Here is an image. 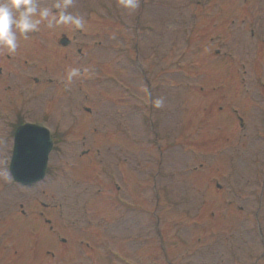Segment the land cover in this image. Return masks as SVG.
I'll return each mask as SVG.
<instances>
[{
    "label": "rangeland",
    "instance_id": "rangeland-1",
    "mask_svg": "<svg viewBox=\"0 0 264 264\" xmlns=\"http://www.w3.org/2000/svg\"><path fill=\"white\" fill-rule=\"evenodd\" d=\"M71 5L68 47L1 48L0 264H264V0ZM13 107L54 141L31 186Z\"/></svg>",
    "mask_w": 264,
    "mask_h": 264
},
{
    "label": "clouds",
    "instance_id": "clouds-1",
    "mask_svg": "<svg viewBox=\"0 0 264 264\" xmlns=\"http://www.w3.org/2000/svg\"><path fill=\"white\" fill-rule=\"evenodd\" d=\"M73 3V0H63V3H54L52 7L60 10L57 15L52 8L41 6L38 0H0V47L6 48L9 54H14L18 47L17 33L26 34L29 31L37 30L43 21H48L51 27L53 22L60 24H73L76 28H83V21L79 16L67 13L66 9ZM125 8L137 7V0H120ZM78 75L77 69L69 73V80L72 76ZM162 100H156L157 107L161 106Z\"/></svg>",
    "mask_w": 264,
    "mask_h": 264
},
{
    "label": "water",
    "instance_id": "water-1",
    "mask_svg": "<svg viewBox=\"0 0 264 264\" xmlns=\"http://www.w3.org/2000/svg\"><path fill=\"white\" fill-rule=\"evenodd\" d=\"M61 44L69 40L63 38ZM53 140L48 128L32 123L20 126L14 138V149L10 162V173L16 182L35 184L46 175Z\"/></svg>",
    "mask_w": 264,
    "mask_h": 264
},
{
    "label": "flooded vegetation",
    "instance_id": "flooded-vegetation-1",
    "mask_svg": "<svg viewBox=\"0 0 264 264\" xmlns=\"http://www.w3.org/2000/svg\"><path fill=\"white\" fill-rule=\"evenodd\" d=\"M43 6H47L46 4H44ZM42 6V7H43ZM59 11L60 10H58V9H55V8H52V12L54 13V14H56L57 15V18H58V14H59ZM66 11H67V13H70V14H72L73 16H74V11H73V7H72V5H70L67 9H66ZM41 26H44V27H49L48 26V21H43V22H41V24L38 26V27H41ZM51 27H57V28H62L61 29V31H59V33H58V35H57V40L60 42V40L62 39V38H67V39H69V38H71L72 40H75V38H74V36H73V31H74V28H75V25H73V24H71V23H69V24H63V23H60V24H57V23H55V22H53V24H52V26ZM60 30V29H59ZM72 40H70L69 39V44L67 45V46H64V47H68L69 45H70V43L72 42ZM18 44H19V40H18ZM3 49V47H0V54H1V56H3V57H7L8 58V56H9V54H7V53H3L2 54V52H4V50H2ZM16 50H18V51H20V47L18 46L17 47V49ZM6 52V51H5ZM78 52L82 55V57L84 56L81 52V49H79L78 50ZM66 55H67V53H65ZM71 59H73V57H71ZM1 67V66H0ZM3 70V68L1 67L0 68V75H2V71ZM81 72H82V70H81ZM34 81L36 82V83H38V84H42V85H46V84H48V83H50L51 81H52V79L51 78H47V79H43V78H34ZM147 89H148V91H150V89L148 88V86H147ZM15 107V106H14ZM12 108L13 109V111L15 112V115H14V117H13V119H12V126L10 127V129H9V133H11V135H12V141H13V139H14V135H15V131H16V129L19 127V126H21V125H23V124H25V123H27V122H30V121H26L25 119H24V117L22 118L21 116H19L18 117V115H20L19 113H18V111L17 110H15V108ZM87 109V108H86ZM21 117V119H19ZM31 123H34V122H31ZM147 234H150L149 232H147ZM149 236V235H148ZM89 259V258H88ZM89 261H90V263H91V261H93V260H90L89 259ZM78 262V261H77Z\"/></svg>",
    "mask_w": 264,
    "mask_h": 264
}]
</instances>
